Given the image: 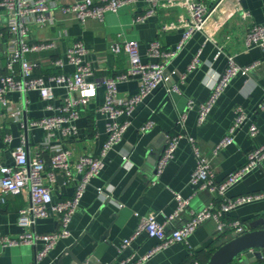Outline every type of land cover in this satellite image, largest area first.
I'll return each instance as SVG.
<instances>
[{
    "label": "crops",
    "instance_id": "obj_1",
    "mask_svg": "<svg viewBox=\"0 0 264 264\" xmlns=\"http://www.w3.org/2000/svg\"><path fill=\"white\" fill-rule=\"evenodd\" d=\"M72 2L60 0L61 4ZM147 7V0H136L118 13L106 14L103 22L88 19L85 23L55 9V25L29 26L30 35L35 40L56 37L58 40L55 48L28 53L26 57L30 61L39 62L44 74L48 75L53 72V58L64 56L72 40L81 39L90 50L85 59L95 67V78L114 77L125 72L129 66V57L124 52L112 54L109 48L116 40L130 39L140 43L143 61H157L156 58L148 57V46L154 40H159L164 49L177 46L184 29L163 32L162 26L176 21L183 9L160 7L146 23L133 24L134 16L143 13ZM241 7L251 13L249 19H243L238 13L218 26L217 17H212L206 31L213 35V40L207 38L206 32H196L171 62L168 72L176 74L171 76L170 83H177L179 92L169 94V84H163L137 106L122 141L107 154L104 169L86 188L70 223L72 235L61 239L39 264H122L128 258L139 259L148 255L158 245V240L146 234L138 236L126 249L121 250L123 241L130 238L138 226L137 214L153 213L158 221L164 222L165 216L176 209L177 193L189 199V207L194 210L214 199L209 191H198L191 184V176L196 167L194 146L211 159L216 180L220 182L245 163L249 152L264 145V110H258V105L264 100L263 69L248 77L238 75L233 78L206 122L202 125L198 123V106L209 98L226 67L228 56H234L241 66L263 58L260 47H246L245 35L254 23L264 26V0H243ZM0 25L2 28L6 26V19L0 20ZM1 51L0 47L2 71L4 57ZM196 56L200 62L194 70L189 71L188 67ZM179 74L186 75L183 82ZM138 90L139 81L136 78L118 84L120 98L136 94ZM54 92L58 101L68 95L62 87H55ZM105 93V86H99L95 99L82 111L76 121L77 136L65 137L56 130L50 137L51 146L69 150L71 168L77 180L80 175L76 172L75 162L85 154L99 155L106 141V117L98 111L105 101ZM8 100L9 109L21 108L29 122L52 114L45 109V102L37 91L27 92L24 96L13 92L9 94ZM189 101L195 103L191 109L187 108ZM238 105L246 109L250 122L258 126L259 132L250 137L247 123L237 132L233 144L213 156L212 150L228 132ZM0 110L4 113L0 116V158L6 164H13L12 152L21 144V134L27 133L26 150L29 157L33 158L41 150L48 163L50 151L42 148L46 132L31 126L24 131L19 123L8 116V111L4 112L1 105ZM181 112H186L184 125L178 123ZM148 121L153 122V128L143 132L142 126ZM5 134L12 135L11 143L4 141ZM172 136L182 138L174 157L157 176L158 160L165 150L168 137ZM125 156L127 160L123 161ZM47 171H50V167ZM44 181L51 186L54 201L67 200L74 195V184L67 183L60 173L51 181L46 172ZM263 191L264 161L261 167L229 188L225 197L234 199ZM215 201L219 206L223 198H216ZM29 203L28 189L18 195L4 196L0 202V235L17 238L22 233L18 223L19 210ZM187 218L188 214H184L183 219ZM226 220L240 221L250 229L252 224L264 220V198L235 207L227 214ZM258 226L264 227V224ZM58 228L59 220L56 217L40 218L35 225V230L40 233L53 232ZM232 236L230 230L219 232L216 223L209 221L191 235L186 243H175L155 253L142 264H192L194 261L201 264L199 260H206L212 250ZM42 247L43 242L35 246H0V264H37L36 253ZM232 264L243 263L236 260ZM247 264H264V254L261 258L249 260Z\"/></svg>",
    "mask_w": 264,
    "mask_h": 264
},
{
    "label": "built area",
    "instance_id": "obj_2",
    "mask_svg": "<svg viewBox=\"0 0 264 264\" xmlns=\"http://www.w3.org/2000/svg\"><path fill=\"white\" fill-rule=\"evenodd\" d=\"M135 1L73 0L72 3L61 4L60 0H0V20L6 19V26L2 28L0 25V47L4 57V69L0 70V105L24 131H27L30 126L42 128L47 134L42 148H48L50 151L48 163L41 150L30 158L26 150L27 133H22L21 144L12 152L13 164H6L0 158V202L4 200V196L18 195L24 189H28L30 193L29 205L19 210L18 223L22 233L17 238L0 235V246L4 248L23 244L35 246L38 242H43L42 249L36 253L37 264L55 248L61 239L72 235L70 223L79 208L86 188L104 169V159L107 154L122 141L137 106L163 84H169L167 86L169 94L179 92V85L170 83L171 76L176 72H168V67L190 38L196 32H206L207 38L213 40V35L206 29L209 20L214 16L217 17L218 26H222L238 13L243 19L251 17V13L241 7L243 0H147L148 7L143 13L134 16L133 24L146 23L160 7L174 6L183 9V13L176 21L162 26L163 32L184 29L177 46L174 49H164L159 40L149 44L147 55L150 58H156L157 61H143L140 43L130 39L116 40L109 48L112 54L124 52L129 57V66L125 72L114 77L95 78V67L85 59L90 54V50L81 39L72 40L64 56L53 58L51 62L53 72L48 75L44 74L39 62L27 59L28 53L55 48L58 40L56 37L35 40L29 31L30 25L37 27L55 25L56 19L53 15L55 9H60L64 14L73 15L80 23H85L88 19L103 22L106 14L118 13ZM245 45L247 48L260 47L263 58L241 66L237 64L234 56H228L226 67L209 98L198 106L200 125L206 122L213 107L227 90L233 78L238 75L248 77L259 69L264 70L263 25L252 24L245 35ZM199 62V57L196 56L188 70H194ZM185 77V74H179L182 82ZM133 78L139 81L138 92L126 98H120L118 84ZM101 85L105 86L106 93L105 101L98 111L106 117V141L99 155L85 154L75 162L76 172L80 175L77 180L71 168L69 150L61 146H51L50 137L56 130L65 137L77 136L76 121L80 118L82 111L95 99L97 88ZM55 87L64 88L68 95L58 101L54 92ZM30 91H37L40 94L45 102V109L52 112L51 115L29 122L21 108L9 109L10 93L18 92L24 96ZM194 106L195 103L189 101L187 108L191 109ZM258 110H264V100L258 105ZM3 115L4 113L0 110V116ZM122 117L126 119L121 120ZM249 119L246 109L240 105L236 106L234 120L226 135L214 146L212 155L217 156L221 150L233 144L237 132L247 123L249 136H256L259 132L258 126ZM185 121L186 112H181L178 123L184 125ZM151 128H153V122L148 121L142 126V131L147 132ZM181 138L182 136L168 137L165 150L157 163V176L174 157ZM3 139L9 144L12 141V135L5 134ZM194 152L196 167L191 176V184L198 191H209L214 199L204 207L194 210L189 207V199L177 193L175 195L176 209L172 214L165 216L164 222L158 221L153 213L137 214L138 226L134 234L123 241L121 250L126 249L135 238L142 234L157 239L158 245L148 255L139 259L128 258L122 264H142L155 253L175 243H186L191 235L209 221L216 223L219 232L230 230L238 233L246 228V225L240 221H227L226 216L237 206L264 198V191L234 199L226 198L225 194L229 188L261 167L264 161V145L249 152L245 163L220 182L216 180L211 159L202 154L196 146H194ZM125 160H127L126 156L123 158V161ZM48 167L50 171H47ZM46 172L51 181H54L58 173L62 174L67 183L74 184V195L67 200L54 201L52 188L44 181ZM220 197L223 201L217 206L215 199ZM184 214H188L185 220ZM49 217H56L59 220V228L49 233L37 232L35 230L37 220ZM192 264L200 263L194 261Z\"/></svg>",
    "mask_w": 264,
    "mask_h": 264
},
{
    "label": "water",
    "instance_id": "obj_3",
    "mask_svg": "<svg viewBox=\"0 0 264 264\" xmlns=\"http://www.w3.org/2000/svg\"><path fill=\"white\" fill-rule=\"evenodd\" d=\"M257 223L264 224V220ZM257 223L252 224L250 229L233 233L231 239L214 250L206 264H232L236 260L247 264L249 260L263 257L264 227H259Z\"/></svg>",
    "mask_w": 264,
    "mask_h": 264
},
{
    "label": "trees",
    "instance_id": "obj_4",
    "mask_svg": "<svg viewBox=\"0 0 264 264\" xmlns=\"http://www.w3.org/2000/svg\"><path fill=\"white\" fill-rule=\"evenodd\" d=\"M224 234H225V233H224ZM223 236H224V235H222V237H223ZM222 237H221V238H222ZM228 240H229V239L225 240L224 242H226V241H228ZM224 242H223V243H224ZM223 243H222V244H223ZM219 246H220V245H219ZM219 246H217L216 248H218ZM216 248H215V249H216ZM215 249H214V250H215ZM214 250H212V252H211V253L209 254V256L206 258V260H204V261L199 260V261L201 262V264H206V263H207V261L209 260L211 254L214 252Z\"/></svg>",
    "mask_w": 264,
    "mask_h": 264
}]
</instances>
